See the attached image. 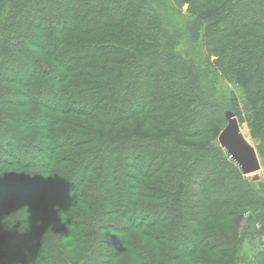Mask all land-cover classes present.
<instances>
[{
    "label": "trees",
    "instance_id": "obj_1",
    "mask_svg": "<svg viewBox=\"0 0 264 264\" xmlns=\"http://www.w3.org/2000/svg\"><path fill=\"white\" fill-rule=\"evenodd\" d=\"M226 109L264 157V0H0V264H264Z\"/></svg>",
    "mask_w": 264,
    "mask_h": 264
},
{
    "label": "rangeland",
    "instance_id": "obj_2",
    "mask_svg": "<svg viewBox=\"0 0 264 264\" xmlns=\"http://www.w3.org/2000/svg\"><path fill=\"white\" fill-rule=\"evenodd\" d=\"M179 8H180L181 14L183 16V17L181 16L180 17V20H178L181 23L180 25H181L182 28H180L181 29L180 31L182 32L183 31V28H184V26L186 24L185 23V19H188L189 18L188 17L189 14H188V11H187V4L186 3H180L179 4ZM171 24H172L173 27L177 28L176 27L177 25H175V23L173 21H171ZM178 28H179V26H178ZM201 37L202 36H200V39H199V40H201L200 43L203 41ZM189 44H191L189 46H191L193 48L192 51H191V53L189 52V54L191 55V57H189V59H191V58L196 59L197 56L200 55V53L199 52L197 53V50H196L197 49L196 48L197 47V42L194 41V39H192L191 41L189 40ZM177 49L178 50H181V51H184V50L189 51L188 50L189 49L188 46L186 44L184 45L183 44V41H182V43H180V45H179V47ZM216 76H218L217 79H216V82L218 83V84H216L217 93L218 92L220 93L222 90H224V88H227V89L232 90L234 92V95L236 96V98L238 100H241V93H240L239 89L237 88V86L235 84H233V82L229 81V79H227L225 76H223L221 72H219ZM239 106H241V105H239ZM241 108L242 107H240L237 110V112H239L240 115L243 117V111H242ZM226 112L233 113V115H234V117H235V119L237 121L238 128H239V132L241 134V137L244 139V141L248 145L249 149L254 153V155L256 156V158H257V160L259 162V165H260V168L257 171V173H255L254 175L246 176L247 177L246 179H249L250 181L254 182L255 184H259L262 188H264V157L261 156L260 153H259V151H258V146L260 144L259 143V140L256 139V138H253L250 135V132H249V129H248V126H247L246 121L244 119H242V118L240 119L237 116V112L235 113V112L231 111L230 109H226V111L224 112V114ZM225 125H226V120H225V124H224L223 127H225ZM216 142L218 144V141L217 140H216ZM218 146L224 151L225 155L233 162V164L236 165L239 168V166L227 154L226 150L224 148H222L219 144H218ZM146 149L149 150V147H147ZM59 151H61V150H59ZM144 168L145 167H143V169ZM7 169H9V171H10V173L12 175H17V176H20V175H22L25 172V170L20 169V168H17L16 166H12V165L9 166ZM239 170H240V168H239ZM240 172H241V170H240ZM241 174H242V172H241ZM138 179L140 181H142V182L147 181V179L144 178L143 176L139 177ZM37 201H39V199ZM82 202H83L82 199L70 201L69 207L67 208L66 211H71L75 207L76 211L81 212V213L83 212V214L85 213V215L86 214H90L91 215V214H94V213L97 212V211H94L95 209H90L88 206H86V204H84ZM67 222L68 221L66 219L65 221L62 222L61 225L67 227L68 226ZM212 223H213L214 226H216L215 225L216 224L215 221H212ZM146 229L147 228H142L141 231L146 230ZM135 233H136L135 231H131V233L129 234V236L130 237H133V236L135 237V235L138 234V233H136V234ZM262 240H263L262 242H257V241H255V242L253 241L252 242L251 241L250 243L247 242L248 240L247 241L244 240V242H243V246H245V252L244 253H246L244 256L251 255L250 252H253V250H255V249H260V248H263L264 249V238H262ZM144 241L147 243L148 240L146 238H144ZM61 245L63 247V243ZM29 247L32 248L35 252L36 251L37 252L38 251L39 252H42V250L39 249L38 247H33V246H29ZM22 248L23 249H28L27 246L26 247H22ZM249 248H251L250 251H249ZM74 250H75V248H74ZM64 252L67 255V250L66 249H64ZM131 252H132V247H130V243L127 242V245L126 246H122V247L119 248V259L114 264H128L127 261L129 260L128 258L130 257V253ZM205 253L207 255H209V256L212 257V255H214L215 252H209L208 251V252H205ZM240 253L242 254V252H240ZM32 258H33V256H32ZM46 263H43V264H46Z\"/></svg>",
    "mask_w": 264,
    "mask_h": 264
},
{
    "label": "water",
    "instance_id": "obj_3",
    "mask_svg": "<svg viewBox=\"0 0 264 264\" xmlns=\"http://www.w3.org/2000/svg\"><path fill=\"white\" fill-rule=\"evenodd\" d=\"M224 118L226 125L217 136L218 144L226 150L244 176L254 175L260 168L256 156L241 137L233 113L226 112Z\"/></svg>",
    "mask_w": 264,
    "mask_h": 264
},
{
    "label": "clouds",
    "instance_id": "obj_4",
    "mask_svg": "<svg viewBox=\"0 0 264 264\" xmlns=\"http://www.w3.org/2000/svg\"><path fill=\"white\" fill-rule=\"evenodd\" d=\"M16 221H17V220H16ZM14 222H15V221H14ZM14 222H13V223H14Z\"/></svg>",
    "mask_w": 264,
    "mask_h": 264
}]
</instances>
